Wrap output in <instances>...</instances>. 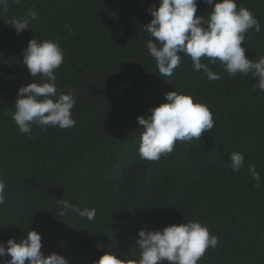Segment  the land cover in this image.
Here are the masks:
<instances>
[{
	"label": "trees",
	"instance_id": "obj_1",
	"mask_svg": "<svg viewBox=\"0 0 264 264\" xmlns=\"http://www.w3.org/2000/svg\"><path fill=\"white\" fill-rule=\"evenodd\" d=\"M251 11L260 32L245 33V55L264 57V0H235ZM159 0H7L0 4V242H17L32 229L41 251L57 252L69 264H93L105 252L139 259L138 230L162 229L189 220L217 237L197 264H264V91L251 73L231 76L217 61L202 60L219 74L209 80L180 53L181 65L161 77L149 54L148 9ZM196 15L212 7L197 0ZM37 14L17 34L8 24ZM65 25L69 27L66 28ZM54 40L63 49L57 95L72 92L75 126L32 125L21 133L12 118L20 86L31 77L22 53L31 38ZM155 40V38H153ZM255 87V90H253ZM175 90L211 111L214 127L200 139L177 142L159 160L139 154L142 128L137 116ZM243 154L245 166L230 168ZM254 165L261 187L248 171ZM95 208L93 220L68 210ZM7 259V257H5ZM164 264H169L165 261Z\"/></svg>",
	"mask_w": 264,
	"mask_h": 264
},
{
	"label": "clouds",
	"instance_id": "obj_2",
	"mask_svg": "<svg viewBox=\"0 0 264 264\" xmlns=\"http://www.w3.org/2000/svg\"><path fill=\"white\" fill-rule=\"evenodd\" d=\"M17 4L20 0H15ZM212 7L210 14L196 15L197 0H159L158 6L148 9L150 22L145 25L150 39L147 42L149 54L155 59L159 75L170 77L181 65L180 53L191 58L194 70H202L209 80H219L220 76L202 60L209 63L217 61L224 65L231 76L237 73H251L257 79L258 87L264 91V57L258 61L245 55V33L249 29L260 32L261 26L250 10L240 7L235 0H204ZM7 0H0L6 5ZM37 16L29 10L25 18H13L8 24L17 34L29 28L30 20ZM68 28V25H65ZM155 38V40L153 39ZM64 53L58 42L44 40L38 42L31 38L22 53V63L31 77H42L41 82H29L19 87L12 118L21 133H30L32 125L42 129L48 126L67 129L75 126L72 118L76 99L71 91L57 95V75L55 70L63 63ZM255 87L253 90H255ZM165 101L149 109L150 115L137 116V124L142 128L139 154L142 159L155 161L161 155L174 151L177 142L200 139L202 134L210 132L214 120L210 109L201 102H194L189 94L175 90L165 93ZM230 168L233 172L245 166L244 156L234 152L230 156ZM248 171L261 187V177L254 165H248ZM5 203V182L0 180V205ZM60 215L68 210L78 212L81 217L93 220L95 208H75L68 201L61 200ZM139 259L125 256L117 258L114 252H103L93 264H197L209 247L217 246V237L209 229L196 221L170 224L158 230H138ZM41 235L30 229L26 237L17 242L9 237L0 242V264H69L68 260L51 252L42 251ZM7 257V259H5Z\"/></svg>",
	"mask_w": 264,
	"mask_h": 264
}]
</instances>
